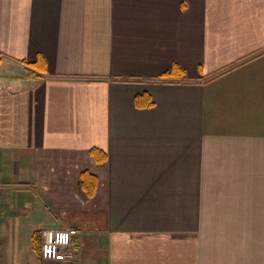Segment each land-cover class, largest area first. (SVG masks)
Listing matches in <instances>:
<instances>
[{
    "label": "crops",
    "instance_id": "crops-1",
    "mask_svg": "<svg viewBox=\"0 0 264 264\" xmlns=\"http://www.w3.org/2000/svg\"><path fill=\"white\" fill-rule=\"evenodd\" d=\"M0 74V264H264V0H0Z\"/></svg>",
    "mask_w": 264,
    "mask_h": 264
},
{
    "label": "trees",
    "instance_id": "trees-1",
    "mask_svg": "<svg viewBox=\"0 0 264 264\" xmlns=\"http://www.w3.org/2000/svg\"><path fill=\"white\" fill-rule=\"evenodd\" d=\"M18 66L22 68V73L16 72L15 69H17L18 67L16 65H12L9 62L6 63L4 66L5 69H9L10 72L8 73H4V74H0L2 77H6L9 80H7L8 82L10 80L12 81V84L14 85V82L17 85H22L26 82H32L36 79H38L41 75V73H43V64L41 60H37L36 62H26L23 60H19L17 62ZM182 70L177 66V65H173L171 67V69L167 72H165L162 76L164 77H174L175 75H181ZM148 97V96H147ZM142 99V97L138 98ZM137 100V101H138ZM140 101V100H139ZM146 105L151 104V100L147 98V101L145 103ZM89 154L93 157V159L95 160V162L100 163L103 162L104 160V155L103 152L100 151L97 148H92L89 150ZM96 184H97V177L95 174L91 173L88 170H84L81 172L80 176H79V180H78V186L80 191L86 196V197H91L96 189ZM33 248L34 250L39 254L40 251V231L37 233V236L35 235V240L33 241Z\"/></svg>",
    "mask_w": 264,
    "mask_h": 264
},
{
    "label": "built area",
    "instance_id": "built-area-1",
    "mask_svg": "<svg viewBox=\"0 0 264 264\" xmlns=\"http://www.w3.org/2000/svg\"><path fill=\"white\" fill-rule=\"evenodd\" d=\"M1 201V186H0ZM78 231L75 227L42 229L40 232V256L43 260H67L71 258L68 248Z\"/></svg>",
    "mask_w": 264,
    "mask_h": 264
},
{
    "label": "rangeland",
    "instance_id": "rangeland-1",
    "mask_svg": "<svg viewBox=\"0 0 264 264\" xmlns=\"http://www.w3.org/2000/svg\"><path fill=\"white\" fill-rule=\"evenodd\" d=\"M91 249H92L91 250V254H90V256L87 259H84L81 256L75 257L74 255L71 254V258L66 260V261H69L67 263H70V264H73V263L74 264H81V262H83L82 264H102V252H103V250L99 249V248H91ZM80 259H81V261H80ZM36 261H37V258L35 259L34 252L32 251V259H31L32 263H30V264H40L39 262L36 263ZM89 261H91V263H89Z\"/></svg>",
    "mask_w": 264,
    "mask_h": 264
}]
</instances>
